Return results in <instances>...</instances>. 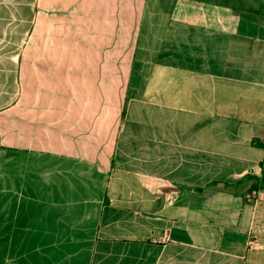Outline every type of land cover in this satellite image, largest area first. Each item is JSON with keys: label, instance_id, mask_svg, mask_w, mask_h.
I'll use <instances>...</instances> for the list:
<instances>
[{"label": "crops", "instance_id": "0c3cea01", "mask_svg": "<svg viewBox=\"0 0 264 264\" xmlns=\"http://www.w3.org/2000/svg\"><path fill=\"white\" fill-rule=\"evenodd\" d=\"M261 145L264 0H0V264H264Z\"/></svg>", "mask_w": 264, "mask_h": 264}, {"label": "built area", "instance_id": "2783aa9c", "mask_svg": "<svg viewBox=\"0 0 264 264\" xmlns=\"http://www.w3.org/2000/svg\"><path fill=\"white\" fill-rule=\"evenodd\" d=\"M170 240V236H169V233L165 232L161 238H159L158 240H156V242L158 243H166ZM249 246L250 247H256L258 246V244L256 243V241L254 239L250 240L249 242ZM261 248V246H260Z\"/></svg>", "mask_w": 264, "mask_h": 264}, {"label": "trees", "instance_id": "16d2710c", "mask_svg": "<svg viewBox=\"0 0 264 264\" xmlns=\"http://www.w3.org/2000/svg\"><path fill=\"white\" fill-rule=\"evenodd\" d=\"M264 147V145H261ZM257 183L254 185L255 190H264V162L262 164V175L259 179L256 180Z\"/></svg>", "mask_w": 264, "mask_h": 264}]
</instances>
